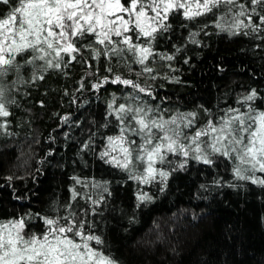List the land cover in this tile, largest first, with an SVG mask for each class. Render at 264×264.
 <instances>
[{
    "label": "trees",
    "instance_id": "1",
    "mask_svg": "<svg viewBox=\"0 0 264 264\" xmlns=\"http://www.w3.org/2000/svg\"><path fill=\"white\" fill-rule=\"evenodd\" d=\"M239 3L264 14L250 0ZM16 5L0 3V18ZM223 15L224 5L194 20L183 10L170 14L168 30L151 41L153 55L145 64L153 71L139 77L144 66L133 63L131 53L124 61L109 58L94 36L79 38L76 59L64 55L59 69L44 70L37 60L15 84L9 73V115L0 116V222L24 218L25 232L40 233L47 227L43 217L74 213L91 225L85 235L101 237V245L91 246L117 264H264V186L234 178L228 158L217 155L212 165L190 158L144 189L129 169L101 156L107 138L120 133L114 114L120 104L144 102L153 116L157 110L163 116L196 113L198 125L229 109L264 111V24L259 32H229L216 27ZM253 21L259 23L255 14ZM133 42L148 46L144 38ZM25 59L31 55L17 57ZM117 75L138 81L151 95L111 83ZM253 89L256 98L246 101ZM130 95L139 99L130 101Z\"/></svg>",
    "mask_w": 264,
    "mask_h": 264
},
{
    "label": "snow or ice",
    "instance_id": "2",
    "mask_svg": "<svg viewBox=\"0 0 264 264\" xmlns=\"http://www.w3.org/2000/svg\"><path fill=\"white\" fill-rule=\"evenodd\" d=\"M250 2L253 6H260L264 12V0ZM0 3L8 5L10 0H0ZM221 5H224V15L221 17L223 23L217 22L216 27L235 33L261 30L264 14L257 12L256 7L249 8L239 3V0H17V5L6 17L0 18V116L9 115L4 102V78L9 73L16 75L17 80L13 81L15 84L23 82L22 69L26 65L35 66L37 60L45 62L40 66L44 70L59 69L64 55H68L71 60L76 59L73 54L80 51L77 47L79 38L94 36L96 43L105 45L104 54L109 58L116 57L124 61L127 60L125 53H131L135 57L132 62L144 66L141 72L136 73L139 77L153 71L145 64L153 55L151 41L157 33L168 30L170 25L166 21L170 14L183 10L185 19L194 20L211 13L213 9H219ZM253 14L258 17L259 23L253 21ZM249 34V31H244V35ZM113 36L121 37V40L114 41ZM134 37L136 41L144 38L148 46L134 43ZM94 51L96 57L101 55L99 50ZM25 54H30L31 59L20 63L17 57ZM165 58L172 60L173 56ZM127 67L129 71L132 70L131 64ZM36 78L44 77H36L34 74L33 79ZM111 83L131 86L139 93L151 95L136 80L122 79L117 75ZM93 87L99 88L100 85ZM256 96L253 89L245 100L252 101ZM127 99L135 101L139 97L130 95ZM108 107L113 108V105L109 104ZM152 112L144 102L135 106L120 104L114 110L120 134L107 138L110 151L101 153V156H110V152L119 149L122 158L112 156L108 162L126 170L130 165L135 167L136 164H146L142 174L132 175L131 178L148 184L157 175L163 179L169 176L168 171L155 167L156 163H170L166 160L167 153L188 157L189 152L193 151L196 153L194 159L208 165L214 163L209 156L219 154L232 161L234 178L264 186V178L256 175L257 172L264 173V111L253 116L251 108L244 113L238 109H229L226 118H221L217 123L209 121L191 136L186 135L183 128L192 126L196 113L165 119L158 110L154 116L150 115ZM184 121L187 122L183 123L182 128L181 122ZM126 133L139 137L140 142L129 139ZM209 136V140L202 139ZM179 167H184V164ZM76 182L80 183L79 180ZM94 186L99 188L101 185L97 183ZM107 190L105 187L104 191ZM76 195L73 190V199ZM138 199L144 201L150 197L140 195ZM92 203L99 205L100 200ZM42 219L47 227L40 233L25 232L28 225L24 218L0 222V264H117L110 254L90 245V241H95L96 245H101L103 241L100 236L85 235V228L90 229L91 225H86L74 213L61 216L57 211L53 217ZM77 237L82 242L77 241Z\"/></svg>",
    "mask_w": 264,
    "mask_h": 264
},
{
    "label": "rangeland",
    "instance_id": "3",
    "mask_svg": "<svg viewBox=\"0 0 264 264\" xmlns=\"http://www.w3.org/2000/svg\"><path fill=\"white\" fill-rule=\"evenodd\" d=\"M193 2H194V0H193ZM119 38L121 39V37H119ZM4 79H5V78H4ZM6 95H7V94L5 93V97H4V99H6ZM244 107H247V105H244ZM236 109H237V108H236ZM238 110H239V109H238ZM240 112L244 113V112H248V111L245 110V111H240ZM258 113H259V112L253 113V111H252V112H251V115L255 116V115H257ZM180 114H185V115H186V114H188V113L178 112V113H175V114H173V115L164 116V118H165V119H169V118H171V117H173V116H179ZM228 114H229L228 112H225V113H223L220 117H218L217 119L210 118L206 123H203V124H201V125L196 124V123H195L196 120L194 119V123L192 124V126H191V127H187V128H183V123H186V122H187V121H184V122H181V127L183 128V131H184V133H185L186 135L191 136V135L194 134L195 131H197V130H199V129H201V128H204V127L208 124L209 121H212L213 123H217L218 121H220L221 118H226V117L228 116ZM190 119H191V118H190ZM119 134H120V133H119ZM119 134H118V135H119ZM126 135H128L129 139L136 140L137 143L140 142L139 137H136V136H133V135H130V134H127V133H126ZM116 136H117V135H116ZM202 139H204V140H209V139H210V136H209V137H202ZM182 142H184V143H186V144H187V143H190L189 141H182ZM193 147H194V146H193ZM105 151H110V150H109V145L106 146L104 152H105ZM208 151L210 152V149H209ZM195 155H196V153H194L193 151H190V152H189V156H188V157H184L182 154H172V153H167V154H166V160H167V161H170V163H167V162L164 163V164L156 163L155 167H156L157 169H162V170H164V171H168V172H169V170H172V169H174V168H178L179 165L184 164L185 161H187V160L190 159V158H193ZM217 155H219V154L210 155L209 158H210V159H214ZM112 156H115V157H117L118 159H121V158H122V154L119 152V149H117V151H115V152H110V156H106L105 158L109 161V160L111 159ZM193 159H194V158H193ZM195 160H196V159H195ZM134 163H135V162H134ZM112 164H113V163H112ZM143 167H146V164H145V165H139V164H136L135 167H133L132 165H130L129 170L131 171L132 175H140V174H142ZM263 174H264V173H260V172H257V173H256L257 177H261V178H263ZM160 178H161V177H159V175H157L156 179L153 180L152 182L148 183L147 186H150L151 183H154L155 181L159 180ZM140 182H141V181H140ZM141 183H142V182H141ZM142 185H143L144 189H146L147 186H146L144 183H142ZM143 191H144V190H143ZM76 239H77V241L82 242L80 237H77ZM89 243H90V245H91V242H89Z\"/></svg>",
    "mask_w": 264,
    "mask_h": 264
}]
</instances>
